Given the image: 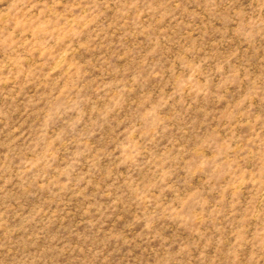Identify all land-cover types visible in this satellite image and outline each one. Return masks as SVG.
I'll list each match as a JSON object with an SVG mask.
<instances>
[{
  "label": "rangeland",
  "instance_id": "rangeland-1",
  "mask_svg": "<svg viewBox=\"0 0 264 264\" xmlns=\"http://www.w3.org/2000/svg\"><path fill=\"white\" fill-rule=\"evenodd\" d=\"M0 264H264V0H0Z\"/></svg>",
  "mask_w": 264,
  "mask_h": 264
}]
</instances>
